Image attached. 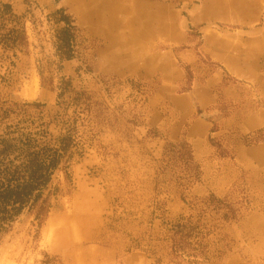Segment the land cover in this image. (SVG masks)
Here are the masks:
<instances>
[{
  "label": "rangeland",
  "instance_id": "374dc122",
  "mask_svg": "<svg viewBox=\"0 0 264 264\" xmlns=\"http://www.w3.org/2000/svg\"><path fill=\"white\" fill-rule=\"evenodd\" d=\"M25 166L0 264H264V0H0V180Z\"/></svg>",
  "mask_w": 264,
  "mask_h": 264
},
{
  "label": "trees",
  "instance_id": "16d2710c",
  "mask_svg": "<svg viewBox=\"0 0 264 264\" xmlns=\"http://www.w3.org/2000/svg\"><path fill=\"white\" fill-rule=\"evenodd\" d=\"M25 173L15 179L0 180V223L10 221L31 201H35L47 181L48 167L25 166Z\"/></svg>",
  "mask_w": 264,
  "mask_h": 264
},
{
  "label": "bare ground",
  "instance_id": "6f19581e",
  "mask_svg": "<svg viewBox=\"0 0 264 264\" xmlns=\"http://www.w3.org/2000/svg\"><path fill=\"white\" fill-rule=\"evenodd\" d=\"M97 3V2H96ZM99 3V2H98ZM94 4V3H93ZM89 12V11H88Z\"/></svg>",
  "mask_w": 264,
  "mask_h": 264
}]
</instances>
